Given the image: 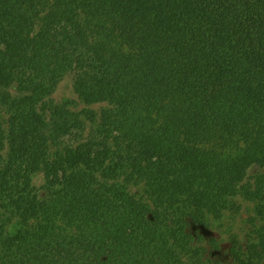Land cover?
I'll return each mask as SVG.
<instances>
[{"label":"trees","instance_id":"16d2710c","mask_svg":"<svg viewBox=\"0 0 264 264\" xmlns=\"http://www.w3.org/2000/svg\"><path fill=\"white\" fill-rule=\"evenodd\" d=\"M67 75L110 107L48 101ZM256 170L264 0H0V264L201 261L191 230L238 197L260 224L227 264H264Z\"/></svg>","mask_w":264,"mask_h":264},{"label":"rangeland","instance_id":"374dc122","mask_svg":"<svg viewBox=\"0 0 264 264\" xmlns=\"http://www.w3.org/2000/svg\"><path fill=\"white\" fill-rule=\"evenodd\" d=\"M55 104H66L69 108L81 114L82 116L87 110H91L101 115L104 109L110 107L108 103H97L88 105L83 102L75 91L73 75H67L58 84L55 92L48 98ZM7 120V116L4 117ZM87 133H89L94 125L87 121ZM264 172V170H256V173ZM32 185L35 190L43 195L45 192L46 179L44 172L36 173L32 178ZM132 193L142 196L143 188L141 185L131 186ZM239 211H226L220 220L214 219L212 216L208 217L207 227H194L191 231L195 235L196 243L195 248H204L206 253L203 254L201 261L188 260L187 264H217L218 262H227L229 258V250L232 247V242L237 240L242 246V250H246L248 242L252 239L253 235V220L259 225L260 220L256 212V205L253 202L247 201L243 198H237ZM211 239H215V245L211 244ZM222 260V261H220Z\"/></svg>","mask_w":264,"mask_h":264}]
</instances>
